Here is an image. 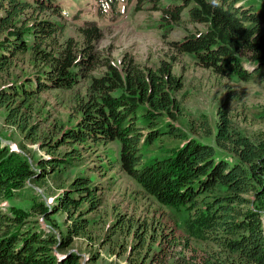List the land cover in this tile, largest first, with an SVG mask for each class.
Instances as JSON below:
<instances>
[{"label":"trees","instance_id":"obj_1","mask_svg":"<svg viewBox=\"0 0 264 264\" xmlns=\"http://www.w3.org/2000/svg\"><path fill=\"white\" fill-rule=\"evenodd\" d=\"M147 1L135 0L134 10ZM106 2L112 10L119 3ZM258 2L256 10L242 0H170L160 8L161 21L173 26L185 14L191 24L205 26L204 32L187 35L177 50L223 78L249 82L264 75V0ZM45 13L63 17L56 0H0V109L6 111L7 125L24 132L39 95L70 88L97 62L90 52L78 58L71 40L56 39L57 23L39 17ZM78 30L87 47L100 36L95 22L85 21ZM20 58L33 64V75L15 73ZM103 67L101 75L90 78L76 123L47 143L51 150L66 146L63 156L39 158L32 166L0 143V199L23 196L43 220L57 214L66 218L62 228L48 222L58 229L54 233L25 228L27 216L0 211V264H81L84 258L72 245L88 237L89 215L101 206V187L89 175H76L47 206L33 188L25 189L26 182L56 180L83 161L82 151L90 144L115 141L121 171L159 205L187 210L189 236L209 245L200 251L172 228L157 241L153 234L146 236L155 227L145 224L135 233L129 264H264V145L237 130L226 103L213 126L204 121L193 136L179 131L173 125L182 114L175 94L183 84L169 63L152 69L125 59ZM165 135L182 142L144 162L146 150ZM190 210L195 213L189 217Z\"/></svg>","mask_w":264,"mask_h":264},{"label":"rangeland","instance_id":"obj_2","mask_svg":"<svg viewBox=\"0 0 264 264\" xmlns=\"http://www.w3.org/2000/svg\"><path fill=\"white\" fill-rule=\"evenodd\" d=\"M169 1L156 0V6L152 0L147 1L142 10H134L135 0H118L116 9L112 10L106 0H56L63 10L62 22L49 13L39 17L57 23L59 34L56 39L61 43L66 40L74 42L78 58L90 52L97 62L93 70L81 71L79 79L70 88L39 95L25 132L7 125L6 111L0 109L1 146H9L32 166L39 158L63 156L66 146L51 150L47 143H52L62 129L76 123L80 116V101L86 94L90 78L101 75L105 69L103 65H119L125 59L141 68L156 69L162 62L171 64L174 75L183 84L181 91L175 94L182 114L173 125L186 136H193L204 121L213 126L218 108L226 103L237 130L264 145V75L256 76L249 82L223 78L203 67L194 56L180 53L176 45L187 35L204 32L205 26L191 24L184 14L180 23L167 27L161 21L160 8ZM242 3L256 10L261 8L258 0H242ZM85 21L95 22L100 29V36L89 47L88 40L78 30ZM18 61L15 68L17 75H33L36 72L28 58ZM181 142L182 139L163 136L146 150L144 162L154 154L159 156L161 151L178 147ZM82 156L83 161L79 165L65 169L56 180L47 179L39 185L26 182L25 186V189L33 188L40 201L47 206L58 195L59 187L67 186L76 175H89L101 187V206L89 215L92 222L88 227V237L76 239L72 245V251L84 258L81 264H86L91 257H96V260L88 264H129L135 233L142 230L145 224L155 227L156 231L151 230L146 236L153 234L157 241L161 232L169 233L172 228L176 235L187 237L200 251L208 248L203 239L189 236L187 210L159 205L121 171L117 141L107 145L90 144L82 151ZM31 205L32 202L18 195L0 199V211L3 213L12 215L16 212L27 216L25 228L37 227L58 233V229L53 230L48 222L54 221L61 228L64 226L65 216L57 214L46 221L31 209ZM194 213L190 210L189 217ZM118 220L121 224H117ZM115 224L117 227L112 229ZM152 249H157V242Z\"/></svg>","mask_w":264,"mask_h":264}]
</instances>
